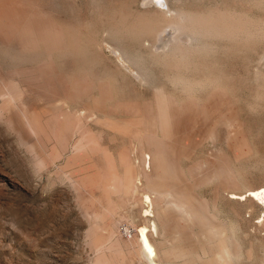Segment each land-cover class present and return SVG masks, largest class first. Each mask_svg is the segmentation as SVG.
I'll return each instance as SVG.
<instances>
[{
  "label": "rangeland",
  "instance_id": "rangeland-1",
  "mask_svg": "<svg viewBox=\"0 0 264 264\" xmlns=\"http://www.w3.org/2000/svg\"><path fill=\"white\" fill-rule=\"evenodd\" d=\"M162 2L0 0V264H145L136 236L150 179L199 213L158 207L159 251L164 232L186 264H209L224 239L236 264H264V205L244 197L264 182V0H167L261 25L202 42L211 48L184 71L204 83L191 96L156 55L164 42L145 40L167 19Z\"/></svg>",
  "mask_w": 264,
  "mask_h": 264
},
{
  "label": "bare ground",
  "instance_id": "bare-ground-1",
  "mask_svg": "<svg viewBox=\"0 0 264 264\" xmlns=\"http://www.w3.org/2000/svg\"><path fill=\"white\" fill-rule=\"evenodd\" d=\"M162 1H163L162 5H166V10L160 9V7L155 8V9L158 12H161V14L163 13V16L166 15L167 19L162 21V24H161L162 26L161 25L158 26V27L161 26L160 28L151 27V28L147 29V27H144L145 29L143 28V31L149 36L148 37L144 33V36L146 35V37H147L145 40H149V42H150V43L148 42L149 45L155 49L157 48V46L160 43H162V41L164 42L165 47L163 48V50L157 52L156 55H158L159 57H161L163 55V57L165 59H168L169 61L172 62L171 66H173V68L175 69V71H174L175 73L172 72L173 71V69H172L171 72H172V75H173V73H174V75L172 76V78L170 77L171 78L170 81L172 82L173 85L179 86V88L181 89V92H183L187 96L193 95V93H195L194 91L196 90V88L199 87V85L201 86V84L203 83L202 81L199 80L200 82H202L200 84L198 79L195 78L194 76L193 77L197 80L190 78L191 75L189 77H188V75L186 76L185 74L187 72H184L185 70H187L190 67V64L192 61L191 56L194 54L193 52L195 50H197L199 48V49H202L204 51L206 48L208 49L210 47V46L206 47L202 42H205L207 39H210L211 37H212L211 39L217 38L215 36H218V37L222 36V37H227V38H233V37L236 38L239 36L245 37L247 35L250 36L251 34L254 35V33L258 34V31H261V30H259L261 28L258 27V26H261L260 23L256 22L259 25L255 24L254 23L255 21L251 22V21H249V19H243L240 16H239V18L236 19V17H235L236 15L231 16V15L227 14V16H228L227 17V16H225L226 15L225 13H224V16H222V14H220V13H219V15L213 13L217 16H220V15L221 16L212 19L211 16H213V14L212 15L210 14L211 15L210 16L209 15L210 12L207 15H209V17H211V18H208V17H204L203 13L201 15H200V13H199V15H196V13H194V12H192V14H191V13H188V11H186V12H185V10L183 11L182 9H178V8L173 9L169 6V3L167 2V0H162ZM172 11H175V13H172ZM237 13H240V12H237ZM232 14H233V12H232ZM205 15H206V13H205ZM229 16H231V18ZM166 17L164 16V18H166ZM259 22H261V21H259ZM262 24H263V22H262ZM262 27H263V25H262ZM262 30H264V29H262ZM261 33H262V31H261ZM108 35H109V33H108ZM112 36H114V35H112ZM208 41H210V40H208ZM205 44H207V43L205 42ZM160 45H162V44H160ZM202 50L201 51L199 50V51L202 52ZM199 51H196V52L198 53ZM114 52L117 54L118 58H121L123 61H125V63H128L129 65L134 67L142 80H146V77L148 74L146 73V70L143 69L139 65V63H141V62H140V60H137L138 59L137 57H135V58L131 57L130 55H128L124 51L118 49L117 47L114 48ZM200 52H199V54H200ZM167 65H169V64H167ZM196 72H199V71H196ZM202 85L204 86V83ZM207 85H208V83H207ZM163 119H164V116L162 119L160 118V120H163ZM153 146H154V144H153ZM151 152L152 151L143 152L141 154L140 164L142 163L141 164L142 169H144V170L146 169V167L150 168L151 163H153V161L156 160V158H155L156 153L154 152V154H153ZM164 165H162L163 170L167 169L166 168L167 166L165 165L166 166L165 167ZM158 169H160V168H158ZM159 173H157V174H159ZM142 174H143V172H142ZM157 176H159V175H157ZM165 176L167 177L168 175H165ZM148 179L149 178L147 176V181H149ZM158 179L159 178L157 177L155 180H158ZM149 182H151V184L146 185V187H145L146 189L143 193V198H142V202L144 203V205L146 203L147 207H148L147 209H144L145 210L144 211L145 212L144 218L147 221V223L142 224L141 226L138 227L137 236H136V241H137V244L139 246V251H140V257L143 259L145 264H186V262H187L186 257L184 255L181 256V251L179 250V248L176 249L174 247L173 242L171 241L170 238H168L166 236V234L164 232L161 235V237L163 236V238H162L163 241L161 240L162 246H163L162 251L161 250L159 251L158 248L156 247V245L152 242V240H151L152 231L157 232V226H158L156 223L157 220L154 217H157V215H158L157 209L160 206L164 210L168 209V208H173L177 212H179L180 214L188 216L190 218H198L199 213L196 211L195 208L192 207L193 206V204H191L192 201L189 202L191 204L190 205L188 203V201L186 202L185 200L182 199L183 197L180 198V195L178 194V192H176L178 194L177 195V194H174L175 192L173 193L171 190H166L163 186L161 188V186H159L158 183H156V182L152 183V179H150ZM166 182L169 183L167 180H166ZM168 187H170V186H168ZM173 187H175V186H173ZM133 192L134 193L136 192L134 187H133ZM246 193L247 194H244V197H245V195H248L249 200L252 201L255 205H257V206L264 205V182L262 185H260L256 188L248 189V191ZM242 195L243 194H240V195L234 194V198L239 199L240 197H242ZM150 222H151V224H150ZM260 222H261V225L264 224V215H263V218L260 220ZM211 225H213V224H211ZM215 228H217V230H218V227H215ZM213 229L214 228H212L211 230H213ZM223 229H225V228H223ZM213 231H211V232L215 234V231L214 232ZM214 236H216V235H214ZM228 237H229V235H228ZM223 238H225V237H223ZM229 238H228V240L232 239L231 237H229ZM220 240H218V242ZM218 242L214 241V243H218ZM223 242H226V240L224 241V239H223ZM223 242L220 241V243H219V244H224L223 254L221 252H219V254L221 253L222 255L219 257L212 256V257H214L213 259H211L209 257L210 258V260L208 258L209 264H236L237 256H238V258L240 256L239 255L236 256V253L231 251L233 249L230 250L229 249L230 247L225 245V243H223ZM218 247L220 248V247H222V245H219ZM215 250L216 251L214 253H216L217 250H219V249H215ZM178 253L180 254V257H177ZM214 253H213V255H214ZM237 254H239V252H237ZM194 255H196V254H194ZM197 258H199V257L196 256L195 260H197ZM200 260H201V258L198 259V261H200ZM189 261H190V264L193 263V260L189 259Z\"/></svg>",
  "mask_w": 264,
  "mask_h": 264
}]
</instances>
